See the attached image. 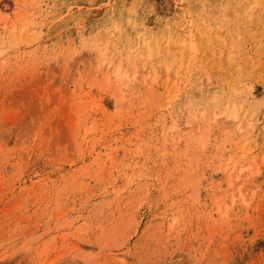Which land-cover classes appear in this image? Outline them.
Instances as JSON below:
<instances>
[{
  "label": "rangeland",
  "instance_id": "obj_1",
  "mask_svg": "<svg viewBox=\"0 0 264 264\" xmlns=\"http://www.w3.org/2000/svg\"><path fill=\"white\" fill-rule=\"evenodd\" d=\"M0 264H264V0H0Z\"/></svg>",
  "mask_w": 264,
  "mask_h": 264
},
{
  "label": "bare ground",
  "instance_id": "obj_2",
  "mask_svg": "<svg viewBox=\"0 0 264 264\" xmlns=\"http://www.w3.org/2000/svg\"><path fill=\"white\" fill-rule=\"evenodd\" d=\"M231 115H232V116H236V113H235V111H233Z\"/></svg>",
  "mask_w": 264,
  "mask_h": 264
}]
</instances>
